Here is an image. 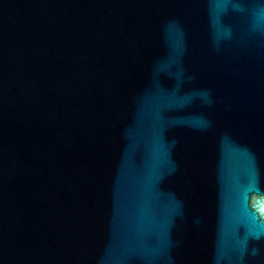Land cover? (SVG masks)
<instances>
[{
	"label": "water",
	"instance_id": "obj_1",
	"mask_svg": "<svg viewBox=\"0 0 264 264\" xmlns=\"http://www.w3.org/2000/svg\"><path fill=\"white\" fill-rule=\"evenodd\" d=\"M0 264H264V0H0Z\"/></svg>",
	"mask_w": 264,
	"mask_h": 264
}]
</instances>
